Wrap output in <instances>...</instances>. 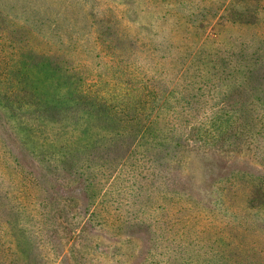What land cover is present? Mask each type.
<instances>
[{"label": "rangeland", "instance_id": "1", "mask_svg": "<svg viewBox=\"0 0 264 264\" xmlns=\"http://www.w3.org/2000/svg\"><path fill=\"white\" fill-rule=\"evenodd\" d=\"M7 255L264 264V0H0Z\"/></svg>", "mask_w": 264, "mask_h": 264}, {"label": "trees", "instance_id": "2", "mask_svg": "<svg viewBox=\"0 0 264 264\" xmlns=\"http://www.w3.org/2000/svg\"><path fill=\"white\" fill-rule=\"evenodd\" d=\"M57 101H58V103H60L61 102V99L60 100L59 99L55 100L54 103L56 104ZM96 109L97 110H100L102 112L110 111L113 114L114 117H116V115L118 113V112H116L115 109H110L109 106L107 107L105 103L104 104L103 103H101V104L98 103L96 105ZM133 122H135V120L131 121V123H133ZM135 127H137V126L135 125ZM143 138H144L143 136H140V138L138 139V137L135 136L134 139H133V141H132V143H131L132 146H133V144L135 145L137 143H139V144L142 143ZM10 256L11 255H7V256H4V257H0V264H20L19 261H18V259L16 257L14 258V257H10Z\"/></svg>", "mask_w": 264, "mask_h": 264}]
</instances>
